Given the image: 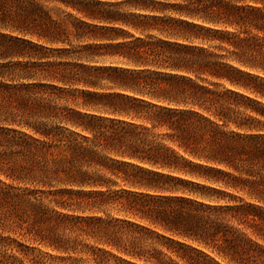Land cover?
<instances>
[{
    "label": "trees",
    "instance_id": "1",
    "mask_svg": "<svg viewBox=\"0 0 264 264\" xmlns=\"http://www.w3.org/2000/svg\"><path fill=\"white\" fill-rule=\"evenodd\" d=\"M71 254L264 264V0H0V264Z\"/></svg>",
    "mask_w": 264,
    "mask_h": 264
},
{
    "label": "rangeland",
    "instance_id": "2",
    "mask_svg": "<svg viewBox=\"0 0 264 264\" xmlns=\"http://www.w3.org/2000/svg\"><path fill=\"white\" fill-rule=\"evenodd\" d=\"M51 199H53V197H51ZM48 207L50 209L52 208L51 205H49ZM88 244L91 245L92 243H88ZM32 246L35 248V251L33 252V254L31 252L29 253V258L44 257L46 256L47 253L48 254L50 253L48 250L41 247L37 243L33 244ZM66 257H70V259L65 261L55 262L54 264H94L88 261V257H89L88 255L71 254L70 256H66ZM45 264H50V262H47ZM108 264H114V260H110Z\"/></svg>",
    "mask_w": 264,
    "mask_h": 264
}]
</instances>
